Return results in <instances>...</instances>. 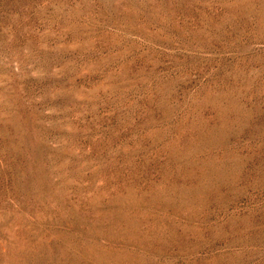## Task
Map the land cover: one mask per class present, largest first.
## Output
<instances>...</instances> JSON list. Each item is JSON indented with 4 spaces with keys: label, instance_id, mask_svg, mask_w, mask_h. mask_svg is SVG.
Returning a JSON list of instances; mask_svg holds the SVG:
<instances>
[{
    "label": "rangeland",
    "instance_id": "374dc122",
    "mask_svg": "<svg viewBox=\"0 0 264 264\" xmlns=\"http://www.w3.org/2000/svg\"><path fill=\"white\" fill-rule=\"evenodd\" d=\"M0 264H264V0H0Z\"/></svg>",
    "mask_w": 264,
    "mask_h": 264
}]
</instances>
